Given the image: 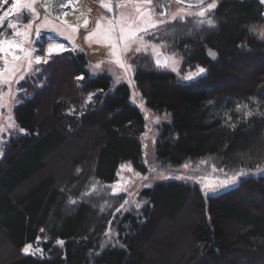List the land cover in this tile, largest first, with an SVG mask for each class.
<instances>
[{"label":"trees","instance_id":"trees-1","mask_svg":"<svg viewBox=\"0 0 264 264\" xmlns=\"http://www.w3.org/2000/svg\"><path fill=\"white\" fill-rule=\"evenodd\" d=\"M211 1L216 7L204 17L175 20L148 35L178 53L184 70L205 66L204 75L180 82L148 54L131 59L146 105L170 116L158 127L149 163L146 118L130 100L129 85H115L105 71L93 74L83 50L49 56L18 83L14 114L26 132L0 147V237L15 251L0 264H264V37L257 31L264 4H203ZM209 18L214 26L201 23ZM83 135H92L85 145L77 140ZM71 138L70 173L38 175ZM200 160L225 176L243 172L214 195L198 183L157 181L141 190V208L104 219L80 199L92 179L117 181L126 162L146 174ZM68 192L77 203L65 211ZM188 203L196 219L156 235L162 219L174 223ZM29 244L42 253L25 254Z\"/></svg>","mask_w":264,"mask_h":264},{"label":"rangeland","instance_id":"rangeland-1","mask_svg":"<svg viewBox=\"0 0 264 264\" xmlns=\"http://www.w3.org/2000/svg\"><path fill=\"white\" fill-rule=\"evenodd\" d=\"M186 1L198 3V0ZM79 2L81 3L82 11L79 14L68 15L65 19H60L52 15L50 11L51 0H48L46 9L41 7L44 0H37L34 7L40 12L39 19H36L31 13L25 14L23 2L20 8L14 10V12L11 9V2V4H0V15H4L6 12L8 13L4 18V26L1 28L5 32L0 34V41H5L3 49L1 50L4 66L0 69V126L7 127L9 123L14 121L18 128L20 127L15 118L14 108L19 102L18 83L22 80L20 79L21 76L26 77L32 74L37 66L55 53H61L66 50H83L89 57L93 74L105 71L112 76L115 85L122 82L129 85L131 90L130 100L139 106L146 118L147 132L142 138V144L145 161L149 163L153 160L152 151L155 146L158 127L162 122H168L170 116L167 112H155L146 105L145 99L136 86L134 79L135 66L131 63V59L140 54H148L154 60L158 52H164L167 59L164 65L159 66L160 69L174 72L180 82H189L204 75L206 72L205 66L199 65L194 69L184 70L182 57L178 53L169 50L166 42L157 40L156 37L158 36L149 38L148 35L153 34V32L157 33L155 35H158L160 29L172 21L195 18V13L200 11L201 7L206 8L208 3L202 4L199 7L189 8L187 4L177 3L175 0H153L155 7L150 10L149 6L143 3V0H105V3H111L113 8L112 12H108L107 9L101 6L100 0H79ZM209 3H216V1ZM163 6H167V15L163 19L168 22L160 24L155 28H149L148 32H138L137 43L131 45L133 51L121 55L120 58L123 63L125 65H131L130 70L116 63V57L112 55V43L119 45L118 52H122L123 49V42L116 39L119 35V28L116 29L115 33L111 34L113 37L111 41L104 39L100 35L88 39V33L96 29L97 21L100 25L99 29H97L98 33H105L109 27L110 18L112 20H119L123 16L126 18L125 27H127L128 23H132L133 27L136 28L148 27L147 23L138 20L139 13L136 9L140 8L144 12L150 11L151 19L155 22L161 19L158 13ZM174 14L176 15V19L172 20ZM21 16H23L22 20ZM85 19L88 21L86 27L83 23ZM30 21L34 22L30 24ZM9 23L17 24V28L15 30L8 28L7 25ZM29 24L30 26H28ZM37 27L40 28L39 34L36 32ZM53 28L56 31H52ZM74 28L76 29L75 31L73 30ZM257 31L264 37V26L257 28ZM15 32H18L19 35L14 34ZM140 37H142V43L139 41ZM97 39L100 40V43L95 42ZM7 42H11L13 46L9 47ZM54 42H59L64 45V49L61 51L53 50L49 53L48 46ZM137 47L141 48L139 53L135 52V48ZM210 53H214L215 55H211ZM209 54L212 58L216 57V52L212 49L209 51ZM37 55L42 58L39 63L36 61ZM15 57H19V59ZM29 61L31 62L30 66ZM97 64L100 65L99 68L95 67ZM200 68H203L204 72H199ZM9 116L12 117V120H9ZM18 128L9 129L8 133H0V147L10 136L20 133ZM85 137L83 135L77 140L85 145L88 143V139H92V135H89L88 138ZM69 142L70 144L60 147L47 159V166L38 175H45L49 173L48 171L58 172L60 175L65 171H69L70 173L68 169V164H70L68 157H71V154L75 152H72V144H74L72 138L69 139ZM122 165L125 167L121 168L120 166L117 181L111 184H103L92 179L80 197V199L86 201L91 206L94 214L97 213V216L100 218L104 219L108 216H113L120 211L138 210V208H141V202L139 200L141 190L145 187L152 186L160 180L178 179L198 183L205 194L214 195L237 184L243 172L239 170L229 176H225L217 168L214 170L213 165L208 160L187 162L168 170H149L146 174L138 171L132 162H126ZM185 165H188V167H185ZM136 173H140V176H137ZM160 173L163 175H160ZM36 177L38 176L30 179L28 184H32ZM143 177H148V179H143ZM188 177L191 178L189 179ZM60 180H64V177L60 178ZM24 187H26V184ZM114 187L117 189L116 194L113 192ZM67 200L63 210L69 204H72L70 201L77 203L70 192H68ZM125 201H128V203H124ZM122 204L123 208H121ZM138 204L139 207H137ZM118 209L119 211H117ZM193 211L194 208L188 203L174 223L162 219V223H160L155 231L156 235L165 233L167 231L166 229L170 226H173V229H181L190 220H195L197 214ZM37 248H39L37 245L32 244L29 253H39L36 250ZM14 251L15 249L12 245L5 238L0 237V260L12 256Z\"/></svg>","mask_w":264,"mask_h":264},{"label":"snow or ice","instance_id":"snow-or-ice-1","mask_svg":"<svg viewBox=\"0 0 264 264\" xmlns=\"http://www.w3.org/2000/svg\"><path fill=\"white\" fill-rule=\"evenodd\" d=\"M8 2V0H0V4H6ZM24 3V12L25 14L27 13H31L35 16L36 19L40 18V12L37 11L36 7H34V5L37 3V0H13L12 5H11V9L13 10H17L20 8L21 3ZM73 2V0H68V3L71 4ZM186 0H177V3H185ZM101 6L105 9H107L108 12H112L113 8L111 6V3H105V0H100ZM143 3H145L146 5L149 6V9L151 10L152 8L155 7V5L153 4V0H143ZM204 3V0H198L197 4H191L188 3L187 7L192 8V7H199L200 5H202ZM260 3L264 4V0H260ZM48 6V0H44V3L41 5V7H44L45 9ZM61 7L66 6L63 3L60 5ZM119 6V5H118ZM216 7V3H208L207 7H201L200 11L196 12L195 14L200 16V17H204L206 12L214 9ZM136 11L139 13L138 16V20L143 21L145 23H147L148 27L145 28H136L133 27L132 23H128L127 27H125V23H126V18H124L123 16L119 19V20H112L111 18L109 19V27L107 29V31L105 33H98L97 29H99L100 25L99 22H96V29H93L91 31H89L88 33V39H92L93 37H96L98 35L102 36L104 39H107L109 41L112 40V33L116 32V29L119 28V35L118 37H116V39L118 41L123 42V49L122 52H118L117 49L119 47V45L117 43H112L111 44V49H112V55L116 57V63H118L121 67H125L127 70L131 69V65H125L123 63V61L121 60V55L123 53H128L133 51L131 45L133 43H137V33L138 32H148L149 28H155L160 24H164L167 23L168 21H166L165 19H163V17H165L167 15V6H163L161 8V10L159 11L158 15L161 17V19L153 22L151 19V15H150V11L149 12H144L142 11L140 8H137ZM181 11H183V9H181ZM8 13H4V15H0V28H2L4 26V18L5 16H7ZM66 15V14H65ZM147 17V19H145ZM23 19V16H21V20ZM176 19V15L174 14L172 16V20ZM34 21H30V24L33 23ZM207 23L209 26H214V21L209 18L206 21L201 20V23ZM85 27L88 24V21L85 19L83 21ZM30 24L28 26H30ZM8 28L15 30L17 28V24L15 23H9L7 25ZM74 31L76 30L75 28L73 29ZM52 31H56L55 28L52 29ZM36 32L39 34L40 33V28L37 27L36 28ZM14 34L19 35L18 32H15ZM139 41L142 43V37L139 38ZM96 43H100V40L97 39L95 41ZM5 41H0V50L3 49ZM9 47H12V43L11 42H7ZM18 47V45H16ZM64 49V45L60 44L59 42H54V43H50L48 46V51L49 53H51L53 50L55 51H61ZM141 51L140 47L135 48V52L139 53ZM211 55H215L214 53H210ZM16 59H19V57H15ZM41 57L39 55L36 56V61L37 63L41 62ZM44 62H47L46 60ZM160 61L157 60V65H160ZM31 62L29 61V66H30ZM96 68H99L100 65L97 64L95 66ZM199 72H204L203 68L199 69ZM25 77L21 76L20 79H24ZM78 79H83V77H79ZM91 98V97H90ZM245 108H247V105L244 106ZM246 116H251L252 113L251 112H246L245 113ZM230 119V118H229ZM9 120H12V117L9 116ZM232 127H235V125L233 124ZM18 128V126L15 124V122L13 121L12 123H9L7 125V127H2L0 126V133H8L9 129H16ZM20 133H25L26 130L22 127L18 128ZM0 155H2V153H0ZM203 163V161H202ZM125 167L124 165H121V168ZM185 167H188V165H185ZM214 170H215V166H213ZM79 171V170H78ZM153 171H155V169H153ZM119 175V173H118ZM137 176H140V173H136ZM160 175H163L162 173H160ZM182 178V177H181ZM189 179L191 177H188ZM143 179H148V177H143ZM113 192L114 194H116L117 189L114 187L113 188ZM71 203H75V201H70ZM124 203H128V201H125ZM137 207H139V204L137 205ZM121 208H123V204L121 205ZM119 211V209L117 210ZM41 231L43 232L44 230L41 229ZM37 240L39 241V237L37 238ZM57 243L60 245H63L64 241L62 240H57ZM32 248V245H26L25 248L23 249V251L25 252V254L29 253V249ZM37 251H40L42 253V249L37 248Z\"/></svg>","mask_w":264,"mask_h":264},{"label":"water","instance_id":"water-1","mask_svg":"<svg viewBox=\"0 0 264 264\" xmlns=\"http://www.w3.org/2000/svg\"><path fill=\"white\" fill-rule=\"evenodd\" d=\"M177 1V0H176ZM208 0H204V2H206ZM67 0H51V12L54 16L59 17V18H63L68 10V8L66 6L61 7L60 5L63 3L64 5H66ZM191 2H185L184 4H188ZM191 4H196V3H191ZM155 64L157 65V60H159L161 63L159 66H162L165 64L166 62V55L164 52H158L155 57ZM158 66V65H157Z\"/></svg>","mask_w":264,"mask_h":264},{"label":"flooded vegetation","instance_id":"flooded-vegetation-1","mask_svg":"<svg viewBox=\"0 0 264 264\" xmlns=\"http://www.w3.org/2000/svg\"><path fill=\"white\" fill-rule=\"evenodd\" d=\"M10 2L12 3L13 0H8L7 3H10ZM80 4L81 3L79 2V0H73V2L71 4H69L68 0H67L66 7L68 8V10L66 12V15L63 17V19H65L68 15L79 14L82 11Z\"/></svg>","mask_w":264,"mask_h":264}]
</instances>
